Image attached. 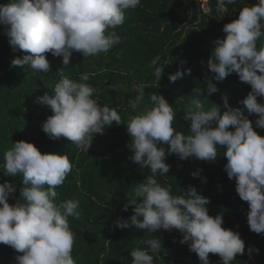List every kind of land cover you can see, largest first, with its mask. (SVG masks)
Listing matches in <instances>:
<instances>
[{"label":"clouds","instance_id":"1","mask_svg":"<svg viewBox=\"0 0 264 264\" xmlns=\"http://www.w3.org/2000/svg\"><path fill=\"white\" fill-rule=\"evenodd\" d=\"M141 0H8L0 4V25L13 51L24 53L12 60V67L29 66L33 71L47 74L51 63L47 54L62 57L67 68L73 53L83 58L108 53L121 44L122 37L116 28L125 22V12L136 9ZM236 0H217L218 10L227 12L225 5ZM226 36L216 39L208 60L214 77L205 81L206 89H196V96L219 92L217 82H223L235 73L240 82L250 85L251 91L239 103L249 114L258 115L256 128L264 129V46L257 42L264 37V0L242 7L239 16L223 27ZM168 61L160 57L151 60L149 67L157 81H161ZM52 88L37 97L36 102L50 108L52 115L42 124V131L52 140L66 138L84 152L89 151L97 134L103 135L105 126L123 123L114 108L101 105L94 95L98 90L87 83L91 75L81 74L73 80L63 74ZM191 69L170 74L175 82ZM119 87H125L121 84ZM149 85L133 83L134 95L128 100L134 115L126 124L130 136L131 160L150 174L136 183L132 196L123 211L132 208L127 219H118L116 227H130L154 238L145 241L148 248L130 252L131 264H154V255L160 254L163 242L153 233L158 230H178L181 244H187L200 264H210L209 254L220 257V264H233L235 257L245 253V242L238 232L225 229L223 217L209 215L210 200L195 186L189 185L182 194L174 195L171 185L158 182L165 177L170 165L165 161L175 154L180 160L196 158L214 162L218 148H224L227 158L224 166L242 201L248 203L247 222L250 230L264 233V137L258 135L252 121L239 108L228 105V96L222 95L225 110L214 105L204 110L199 99H193L183 119L189 123L188 134L173 127L176 111L163 95L152 93L144 107L145 89ZM116 91V88H113ZM230 128L232 130H230ZM167 146V148L165 147ZM129 147V146H128ZM3 173L20 177L23 187L15 204L8 200L16 192L9 182L0 184V244L10 246L19 255L15 264H76L72 256L75 234L69 217L80 219L77 199L57 202V189L73 169L67 154L44 153L32 143L17 141L4 152ZM199 178L200 170L191 174ZM206 182V178L204 179ZM110 242V241H109ZM253 249H249V255ZM258 253L259 250L255 249Z\"/></svg>","mask_w":264,"mask_h":264},{"label":"trees","instance_id":"2","mask_svg":"<svg viewBox=\"0 0 264 264\" xmlns=\"http://www.w3.org/2000/svg\"><path fill=\"white\" fill-rule=\"evenodd\" d=\"M6 3L8 0H0V4ZM256 3L257 0H236L235 4L225 5V12L218 10L217 0H141L136 9L125 12L124 24L116 28L122 37L121 44L94 57L83 58L80 53H73L67 68L62 64V57H53L49 53L47 59L52 71L47 74L33 71L29 66H11L12 60L24 53L13 51L5 34L6 28L0 25V172L4 170V152L17 141L34 144L42 154L69 156L73 169L57 189V202L80 201V219L69 217L75 234L72 256L76 264H131L130 252L148 248L145 241L154 238L134 226L121 230L115 223L118 219L127 220L133 214L131 207L123 211V206L132 196L135 184L150 174L149 169H140L131 160L133 153L126 124L137 114L128 105L134 95L131 92L133 83L149 85L145 89V102L138 111L152 107L150 94L163 95L177 113L173 127L184 134H188L190 122L183 116L193 99H199L204 110L216 105L223 111L221 97L226 94L228 105L241 109L258 135L264 137V129L255 127L258 115L249 114L239 103L251 87L240 82L235 73L223 82L212 79L219 92L208 96L205 91L202 97L195 93L196 89H206V79L215 75L208 68V60L215 40L226 36L224 25L237 19L242 7ZM261 46H264V37L257 42V47ZM156 56L160 57L161 64L172 62L165 66L161 81L156 80L149 67ZM61 69L65 76L76 81L81 74H94L87 82L98 90L94 98L101 105L114 108L123 121L120 125L113 122L111 127L105 126L104 134L94 137L88 153L66 138L52 140L42 131V124L53 113L36 100L46 92L51 94L60 79L57 71ZM187 69H191L190 75L185 72L175 82L169 81L170 74ZM121 84L125 87H119ZM257 99L258 103H264V98ZM217 151L214 162L192 157L180 160L175 154L168 155L165 162L170 165V171L165 177H157L158 182L171 185L174 195L182 194L189 185L195 186L210 200L207 205L209 215H222V227L238 232L245 242V253L238 254L233 264H264V233L250 230L248 203L240 199L235 180H230L224 171L225 149L218 148ZM198 170L200 176L194 178L191 174ZM6 181L16 188L8 200L10 205L15 204L23 187L21 178L0 173V184ZM153 235L162 240L164 249L160 254H153L154 264H200L188 245L179 242L182 235L178 230L161 229ZM249 249H253L250 255ZM16 255L19 253L10 246L0 244V264H15ZM209 260L210 264H220L218 255L209 254Z\"/></svg>","mask_w":264,"mask_h":264},{"label":"rangeland","instance_id":"3","mask_svg":"<svg viewBox=\"0 0 264 264\" xmlns=\"http://www.w3.org/2000/svg\"><path fill=\"white\" fill-rule=\"evenodd\" d=\"M207 2V1H206ZM206 9H207V7H206Z\"/></svg>","mask_w":264,"mask_h":264}]
</instances>
